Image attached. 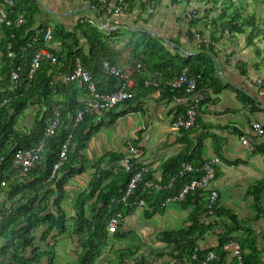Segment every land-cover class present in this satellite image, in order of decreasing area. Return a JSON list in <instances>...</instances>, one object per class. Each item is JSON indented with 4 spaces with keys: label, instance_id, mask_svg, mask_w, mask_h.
<instances>
[{
    "label": "crops",
    "instance_id": "crops-1",
    "mask_svg": "<svg viewBox=\"0 0 264 264\" xmlns=\"http://www.w3.org/2000/svg\"><path fill=\"white\" fill-rule=\"evenodd\" d=\"M32 1L38 10L34 17V30L48 25L73 31L77 21L83 19L104 33L122 31L127 36L146 33L164 42L171 55L181 53L194 57L199 54L202 42L206 46L213 45L216 55L211 58L215 77L224 86L218 92L209 87L204 90L206 100L199 109L197 125L189 132L179 131L174 128V121L189 107L188 101L173 98L170 93L155 87H143L134 78L136 59H132L130 51L120 47L119 66L131 75L135 83L134 100L110 111L94 113L87 119L83 128L88 138L82 139L81 149L72 161V174L64 187L61 202L66 215V230L54 231L44 241L42 236L47 226L36 232L35 250L32 252L38 259L37 264L78 262L90 236L88 231L78 232L79 214L83 211L92 221L102 208L97 196H90L95 185H100V189L105 191L123 185L124 160L130 156L131 147L139 150V156L135 158L137 168H144L156 180H161L167 162L184 154L191 155L199 144L203 146L206 159H221L211 184L219 194L218 214L202 217V222L210 225L211 229L199 241V250L214 254L220 252L223 258L219 264H238L234 251L239 244L242 253L252 257L255 264H264V154L259 151L264 147V135L259 138L252 130L253 122L264 127V96L254 84L255 80L264 79V0L236 1L243 11V17L238 18V22L244 24L239 26L241 34L217 35L218 43H213L208 33L202 30L204 22L199 23V29L204 33L201 40L196 35L191 39L187 34L186 16L192 9L185 8V5L170 8L169 0H164L161 10L150 21L145 16L140 19L136 9L131 13L123 9L119 15L102 13L94 7L95 0ZM107 1L120 7L121 0ZM253 1L258 2L256 10L260 25L247 12L248 2ZM2 10L0 6V75L5 65ZM250 18L254 19V24ZM60 47L53 40L48 50L57 52ZM146 76L153 77L151 72ZM78 85L81 86L82 82ZM81 92L79 98L82 101L92 100L88 93ZM39 114L40 108L32 106L21 116L17 126L21 134L27 135L32 131ZM243 136L249 139L250 147L242 144ZM5 175L7 179L12 174L7 172ZM24 181L14 174L6 180L8 184L3 183L0 211L16 201L7 195L11 182ZM54 193L49 206L51 213H54L53 201L58 195ZM193 209L192 206L186 209L177 203L169 204L162 214L152 216H147L141 208L134 210L125 218L116 235L107 232V247L96 251L93 264H135L142 259L151 264H177L170 256L171 247L162 242L161 234L178 232L189 226ZM232 215L238 224L230 219ZM225 235L233 241L222 248L221 238ZM126 242L127 245L123 244ZM4 244L1 240L0 245ZM10 259L11 255H6L4 264H10Z\"/></svg>",
    "mask_w": 264,
    "mask_h": 264
},
{
    "label": "trees",
    "instance_id": "trees-1",
    "mask_svg": "<svg viewBox=\"0 0 264 264\" xmlns=\"http://www.w3.org/2000/svg\"><path fill=\"white\" fill-rule=\"evenodd\" d=\"M236 1L244 0H169V7L177 9L176 7L181 8L185 5V8L192 9V12L186 16L187 34L191 39L194 35H204L199 29V23L204 22L202 30L208 33L213 43H218L217 35L241 34L240 27L244 24H240L238 18L243 17V11L236 5ZM163 4L164 0H121L120 7L129 13L136 9L140 19L145 16L150 21L161 10ZM0 6L7 14V20L12 22L11 26L4 23L5 65L0 75V104L2 105L0 108V195L3 191V183L8 184L6 180L14 174L18 175L13 167L15 153L38 146L44 141L48 126L56 118L60 121L55 136L45 141L46 153L43 160L35 165V169L26 178H22L25 180L23 183L11 182L7 189L8 198L16 200L15 203L10 207L4 206L0 211L2 218L0 241L5 242L4 245H0V264H4L3 259L6 255H11L10 264H37L38 259L32 252L33 249L35 250L36 232L47 226L42 236L44 241L52 232L66 230V215L61 209L64 187L72 174V161L74 162L75 154H78L77 152L81 149L82 139L88 138L83 126L86 127L87 119L94 114H86L83 122L74 128L76 115L85 104L79 96L81 97L83 93L81 91H84L88 93L90 99L95 100L96 95L113 93L121 86L120 78L111 75L104 67L105 62L120 67V47L130 51L132 59H136L133 66L134 78L143 87L151 82V87L166 91L173 98L188 101L190 95L186 93L184 87L174 90L169 86V83L184 70L197 78V91L203 95L208 87L218 92L224 86L215 77L214 62L211 58L216 55L213 45L206 46L202 42L199 54L194 57L181 53L171 55L164 42L146 33H133L132 37L125 35L122 31L104 33L97 26L83 19L77 21L73 31L67 32L60 26L53 28V40L61 47L57 52L49 51L57 57L58 61L52 64L43 58L40 69L31 78L30 69L36 54L42 48L48 49L44 42L48 25H41L37 30L33 29L34 17L38 10L32 0H0ZM94 7L102 13H107L97 1H94ZM19 17L25 20L21 26L17 23ZM249 21L253 22L252 24L255 23L254 19L250 18ZM79 62L91 75L95 85L94 93L90 91L89 83H82L80 86L79 81L68 83L65 81L66 77L74 73ZM138 65L141 67L138 68ZM13 72L18 76L16 81L13 80ZM147 72H151L153 77L146 76ZM61 77L63 80H58ZM205 100L204 95L199 109ZM32 106L40 108V114L32 131L23 135L17 126L21 116ZM185 113L186 110L179 115ZM198 121L199 117H197L196 125ZM71 133H73V139L68 152V161L61 169L59 178L51 180L53 166L58 161L62 146ZM199 145L191 155L184 154L167 162L161 180H156L152 173L147 172L138 189L125 202L116 201L124 195L133 175V172L127 173L125 167L123 185L113 186L109 191L101 190L100 185H95L90 196H97L98 202L102 203V208L98 210V214L92 221L86 218L83 211L79 214L76 228L80 234L88 231L90 236L84 244L83 255L73 264H93L97 255L96 251L107 247L106 238L109 231L106 227L114 217L120 215L125 220L129 214L140 208L141 201L145 203L141 209L147 216L162 214L168 206V200L179 198L187 186L194 180H199L203 175L201 168L207 161L203 156V146ZM259 151L264 154V147L259 148ZM184 164L190 165L194 171L181 175ZM7 172L12 175L6 179ZM35 177L36 179L31 181ZM146 181L158 184L162 189L146 190L143 185ZM54 192L58 195L53 201L54 213H51L49 206L52 196L55 195ZM205 197L206 193L202 190L189 191L181 202L177 203L186 209L191 206L194 208L189 218V226L178 232L161 234L162 242L171 247L170 256L177 264H219L222 261L223 256L217 252L221 260L206 263L205 257L209 252H202L198 248L199 241L211 229L210 225L202 222L205 214L209 216L208 201ZM216 213L218 214L217 211ZM230 219L238 224L234 215L230 216ZM232 241L229 235L222 236L221 247ZM242 259L243 264H255L253 258L245 254ZM135 264L151 263L142 259Z\"/></svg>",
    "mask_w": 264,
    "mask_h": 264
},
{
    "label": "built area",
    "instance_id": "built-area-1",
    "mask_svg": "<svg viewBox=\"0 0 264 264\" xmlns=\"http://www.w3.org/2000/svg\"><path fill=\"white\" fill-rule=\"evenodd\" d=\"M101 6H103L104 10L109 14L119 15L122 12L121 7L117 6L115 3L107 1V0H95ZM1 20L3 24L5 23L7 26H11L12 22L7 20V14L2 10L1 11ZM25 22L23 17H20L17 20L19 26L23 25ZM196 38L200 41L201 36L196 35ZM53 40V27L48 26L44 35V42L48 46ZM45 58L52 64L57 63V57L53 55L47 48H42L34 58L31 69H30V77L36 75L37 71L41 67V60ZM105 69L116 77H119L121 80V86L113 93L96 95L95 100L87 101L84 104V108L79 111L76 115L74 121V128H76L80 123L83 122L84 117L88 113H102L104 111H109L120 104L126 103L127 101H131L134 99L135 95L133 92L134 81L131 78V75L123 70L121 67L113 66L109 62H105ZM141 65H138L140 68ZM13 80H18V76L15 72H13ZM65 81L68 82H82L89 83V89L92 93L95 92V85L92 82V78L89 72L84 70L82 64L79 62L76 70L72 75H69L65 78ZM254 84L260 89L261 95L264 96V79H258L254 81ZM151 82L147 83V86H150ZM169 86L174 89H180L182 87L185 88L186 93L190 95L188 99L189 107L186 109V113L184 115L179 116L174 121V128L179 131H191L196 125L197 117L199 115V105L204 100V95L197 91V78L189 75L187 70H184L180 75H178ZM179 100V99H178ZM6 102H4L5 104ZM0 104V108H1ZM60 126L59 119H55L47 128L45 139L38 146L33 149L17 151L13 157V167L17 171L18 176L21 178H26L29 173L34 169L35 165L39 164L46 153V143L48 139L55 136L57 133L58 127ZM252 130L255 132L257 137H262L264 135V127L259 122L252 123ZM73 139V133H71L67 139V141L63 144L62 149L59 154L58 161L54 164L52 172H51V180H56L59 178L60 171L64 167L65 163L68 161V152L71 145V140ZM242 144L244 146L250 147V141L247 137H241ZM130 156H128L124 160V167L127 173L133 172L131 180L128 184V187L124 193V195L116 200L118 203H122L127 201L138 189L139 184L143 182L144 175L147 173V170L144 168H136V160L135 158L139 156V150L135 147H131ZM221 163V159L219 157H211L205 161L201 168L202 176L199 180H194L191 185L187 186L179 198H172L168 200L167 205L176 204L181 202L184 196L192 189H199L206 193L207 201H208V211L210 216H214L216 214L217 205L219 202V194L216 190L211 188L212 182L215 180L217 175V167ZM194 169L188 165L184 164V168L181 172V175L186 173L193 172ZM144 189H162L161 186L155 184L151 181H146L144 184ZM144 201L140 202V208L144 206ZM2 218L0 217V220ZM125 220L122 216L118 215L114 217L108 227V231L110 234L117 233L119 231L120 225H122ZM235 256L238 260V264H243V253L241 246L237 244L235 246ZM220 261L221 258L219 255L209 252L205 261L213 262Z\"/></svg>",
    "mask_w": 264,
    "mask_h": 264
},
{
    "label": "rangeland",
    "instance_id": "rangeland-1",
    "mask_svg": "<svg viewBox=\"0 0 264 264\" xmlns=\"http://www.w3.org/2000/svg\"><path fill=\"white\" fill-rule=\"evenodd\" d=\"M248 4H249V6L247 7V12L249 13V14H251V15H253V18L254 19H256V23H257V25H260V23H258V22H260L259 21V18H258V16H257V13H258V11L256 10V6L258 5V2H256V1H253L252 3L250 2H248ZM238 7H240V5H239V3H237L236 4ZM243 13V12H242ZM262 22V21H261ZM123 244H125V245H127V242L126 243H123ZM128 253V252H127Z\"/></svg>",
    "mask_w": 264,
    "mask_h": 264
},
{
    "label": "bare ground",
    "instance_id": "bare-ground-1",
    "mask_svg": "<svg viewBox=\"0 0 264 264\" xmlns=\"http://www.w3.org/2000/svg\"><path fill=\"white\" fill-rule=\"evenodd\" d=\"M183 167H184V165H183ZM190 191H192V190H190ZM204 192V191H203ZM204 198V197H203ZM206 198V197H205ZM244 259V258H243Z\"/></svg>",
    "mask_w": 264,
    "mask_h": 264
},
{
    "label": "clouds",
    "instance_id": "clouds-1",
    "mask_svg": "<svg viewBox=\"0 0 264 264\" xmlns=\"http://www.w3.org/2000/svg\"><path fill=\"white\" fill-rule=\"evenodd\" d=\"M238 261V260H237Z\"/></svg>",
    "mask_w": 264,
    "mask_h": 264
}]
</instances>
